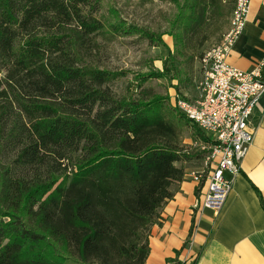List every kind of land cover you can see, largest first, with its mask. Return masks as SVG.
Listing matches in <instances>:
<instances>
[{
	"label": "trees",
	"instance_id": "1",
	"mask_svg": "<svg viewBox=\"0 0 264 264\" xmlns=\"http://www.w3.org/2000/svg\"><path fill=\"white\" fill-rule=\"evenodd\" d=\"M173 1L171 29L152 33L107 22L102 0H0V264L145 263L191 154L162 97L115 95L125 74L101 65L99 38L137 34L167 49L171 36L181 81L179 59L199 62L205 31L228 22L233 2Z\"/></svg>",
	"mask_w": 264,
	"mask_h": 264
},
{
	"label": "crops",
	"instance_id": "2",
	"mask_svg": "<svg viewBox=\"0 0 264 264\" xmlns=\"http://www.w3.org/2000/svg\"><path fill=\"white\" fill-rule=\"evenodd\" d=\"M261 60L264 0H252L243 33L226 62L249 72ZM251 126L255 130L253 142L222 210L216 214L195 208L199 186L191 175L202 170H185L183 181L172 187V199L150 229L144 264H264V94L252 113ZM204 163L206 172L213 167ZM192 229V244H188Z\"/></svg>",
	"mask_w": 264,
	"mask_h": 264
},
{
	"label": "built area",
	"instance_id": "3",
	"mask_svg": "<svg viewBox=\"0 0 264 264\" xmlns=\"http://www.w3.org/2000/svg\"><path fill=\"white\" fill-rule=\"evenodd\" d=\"M233 2L238 27L210 52V70L206 83L196 81L197 98L205 104V112L192 110L191 106L172 97L171 103L179 112L191 118V123L206 138L201 145L205 162L212 164L209 171L191 175L199 186L196 209H209L219 213L231 191L234 177L251 146L255 130L251 126L252 113L264 94V60L249 72L240 71L227 64L226 59L237 38L243 33L252 0ZM199 66L202 62L199 60ZM207 176V183H200ZM193 229L188 239L192 244Z\"/></svg>",
	"mask_w": 264,
	"mask_h": 264
},
{
	"label": "rangeland",
	"instance_id": "4",
	"mask_svg": "<svg viewBox=\"0 0 264 264\" xmlns=\"http://www.w3.org/2000/svg\"><path fill=\"white\" fill-rule=\"evenodd\" d=\"M177 1L181 3L182 0ZM110 10L116 11L117 18L109 14ZM100 14L107 22L115 23L120 19L128 24L148 29L152 33H162L171 29V22L177 14V6L173 0H102ZM228 22L223 25L222 20H219L208 27L204 33L206 41L202 51L206 52L218 44L228 29ZM99 41L102 45L101 65L109 70L125 74L111 84L115 95L134 98L154 95L162 97L164 106L167 108L165 114L176 122L182 144L191 154L190 160L182 163V166L185 170L201 168L198 171H206L204 167L206 155L201 150L202 142L199 141L195 130L186 123L181 117L182 114L180 113V116L171 103L173 96L186 101L195 99V84L200 75V66L196 69V63H190L185 58L179 59L181 65L179 64L180 69L177 74H181V81L178 78L172 80L171 78L176 77V74L168 61L170 60L168 51H173V38L169 35L162 37L167 49L149 45L137 34L127 36L117 34L99 38ZM165 67L169 69L167 76L160 79H147L137 88L135 80L139 78L138 76L162 72ZM198 154L202 158H197ZM206 178L207 176H200V183H205Z\"/></svg>",
	"mask_w": 264,
	"mask_h": 264
},
{
	"label": "bare ground",
	"instance_id": "5",
	"mask_svg": "<svg viewBox=\"0 0 264 264\" xmlns=\"http://www.w3.org/2000/svg\"><path fill=\"white\" fill-rule=\"evenodd\" d=\"M225 1H227V0H223V2H225ZM228 23H229L228 29L223 34L221 41H223V37H227V35L230 34V31H233V27H238V20H235L234 8H233V10L229 16V22ZM210 52H216V45L214 47H212L211 49H209L208 51H206L200 59V62H202V65L200 66V75H199V78L197 80L199 83H206V79H208V77H209ZM176 99L178 101H182L183 104H185L187 106H191L192 110H196L197 112H205V104H204V102H201L199 100V98H197V93H196L195 99L193 101L181 100V99H178L177 97H176ZM174 108L176 109V107H174ZM177 111L179 114L181 113L182 116H184L187 120H189L191 122V118L188 117L186 114H184V112H179V110H177ZM206 183H207V178H206Z\"/></svg>",
	"mask_w": 264,
	"mask_h": 264
}]
</instances>
